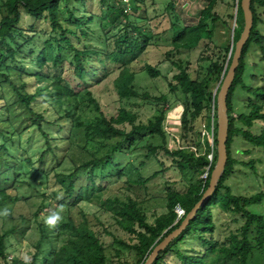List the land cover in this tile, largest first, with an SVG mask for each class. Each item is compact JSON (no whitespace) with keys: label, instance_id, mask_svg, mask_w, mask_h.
<instances>
[{"label":"trees","instance_id":"16d2710c","mask_svg":"<svg viewBox=\"0 0 264 264\" xmlns=\"http://www.w3.org/2000/svg\"><path fill=\"white\" fill-rule=\"evenodd\" d=\"M217 1H207L194 26H180L175 19L176 21L171 24L174 49L190 51L201 43L211 44L212 32L207 30L206 22L217 20L212 13ZM239 1L233 0L236 13L234 18H231L235 22L231 42L222 49L223 54L220 51V56L209 62V72L216 74L220 83L230 64L234 44L243 29ZM84 2L85 0H2L0 77L4 83L12 87L19 103L35 117L32 124L44 144L38 162L42 163L47 157H51L57 162L58 167L62 166L65 157L60 160L56 151L61 146L58 145L59 142L65 143V128L67 131H82L84 138L89 140L94 137L121 139L110 153L72 168L68 173H54V182L59 190L52 195L57 197L60 193L61 203L69 209L81 203H101V193L108 184H102L105 178L101 175L99 176L101 183L96 184L98 179L94 173L96 169L110 167L112 172L109 175L115 178L130 176L129 169L118 166L114 156L121 153L123 144L131 146L130 140L135 134L144 133L151 139L158 137L161 140L158 147L146 146L148 156L153 157L157 152H162L164 156L172 159L175 169L180 173L190 170L197 177L204 176L197 183L189 184L184 192L167 189L164 212L155 217L152 223L148 222L146 214L133 200L108 201L106 209L111 213L115 224L122 232L133 236L132 245L121 241L118 243L134 251L137 258L135 264H144L153 249L179 227L207 189L216 159L215 97L209 92L204 80H198L186 67L173 64L176 74L167 86L170 95L178 91L184 100L181 116L183 128L191 132L190 125L198 120L204 128L207 127L208 130L211 128V132L213 131L212 145L205 139L202 146L198 139L195 146H199L200 149L189 152L180 148L170 150L166 146L163 122L166 109L169 107L168 97L154 99L161 103V107L157 110L158 115L154 120L148 121L145 125H136V116L124 110H120L115 117L105 115L89 88L109 78L116 70L118 76L114 81V87L119 98L151 100L147 94L139 95L133 90L134 74L129 71V66L145 52L149 41L143 29L138 26L137 19L130 16L138 13V5L134 4L131 7L130 14L124 13L122 8L106 5V11L101 16L86 17L82 10L74 6ZM61 4H64L65 16L60 8ZM167 9L173 11V4H168ZM250 11L253 19L252 29L242 49L239 65L226 98L227 160L222 177L212 196L198 209L184 231L158 254L152 264H166L167 256L174 259L177 264H249L255 253L261 254L264 262V217L248 209L250 206L260 204L264 200V193L252 196L239 195L229 184L239 165L251 170L264 184V73L259 70V61L252 62L249 55L252 50L253 52L258 50L264 61V36L257 29L262 21L260 15L264 13V0H250ZM94 21L99 23L96 29L99 32L92 26ZM24 23L27 26L22 29L21 24ZM38 23H44L39 30L36 29ZM65 23L69 26L65 27ZM41 35L45 40L37 46ZM29 49L32 58L28 54H23ZM67 56L70 57L66 62L68 76L62 78L56 72L62 68ZM11 70L22 80L19 88H15L8 78V72ZM143 71L150 78L161 76L156 68L149 65H146ZM27 80L32 85L31 93L26 90ZM239 98L243 100L238 109H234V104H238ZM79 100H86L97 113L92 122H82L81 117L76 115V112L81 110ZM124 124L128 125L127 130L121 128ZM236 139L261 153L263 171L260 175L252 161L240 162L234 158L231 147ZM1 140L4 144L0 146V151L9 157L11 150L7 143L13 140L5 134L1 135ZM243 153L249 154L250 151L246 150ZM25 161L26 167H32L30 159ZM4 163L9 169L8 162ZM18 177L14 171V179ZM140 182L142 181H138ZM10 199L5 190H0V208ZM176 208L183 211L182 217L177 216ZM215 210L236 216L241 221V226L229 237L227 244L218 243L213 238ZM37 216L38 213L34 214L38 239L29 262L18 259L8 262L7 240L15 229L6 231L0 229L2 264H109L97 232L86 220L75 223L68 218L66 224L57 228L48 227L44 218L37 221ZM62 228L66 230L67 237L58 246ZM189 240L198 241L200 248L195 251L194 248H188V251H185L183 246Z\"/></svg>","mask_w":264,"mask_h":264},{"label":"rangeland","instance_id":"374dc122","mask_svg":"<svg viewBox=\"0 0 264 264\" xmlns=\"http://www.w3.org/2000/svg\"><path fill=\"white\" fill-rule=\"evenodd\" d=\"M208 0H130L128 4L129 13L134 4L138 5V13L134 16L148 37V47L145 52L129 66V71L134 74L132 82L133 90L139 95L147 94L151 100L147 101L142 98L121 99L116 93L114 81L118 76L116 70L109 78L90 87L94 100L99 105L105 115L117 116L120 110L131 113L136 116L135 124H147L153 121L158 115L157 110L161 103L154 99L159 97H168V108L166 109L163 122V129L166 133V146L170 150L180 148L186 152L199 150L195 142L203 146L204 140L211 142V128L203 127L201 121H196L190 125L191 132H187L181 123L184 100L177 91L173 95L169 94L168 82L176 69L173 64H180L186 67L193 76L198 80H204L205 84L214 94L220 85V79L216 74L210 73L209 62L211 59H217V56L223 54L222 49L227 47L231 42L232 30L235 28L234 18L236 5L233 0H218L212 9V13L217 17L215 22L207 21V30L212 32L211 44L208 42L199 44L196 48L188 51L184 49H174L172 45L171 24L177 19L180 26H194L198 19L199 13L206 7ZM0 0V14L3 12ZM172 3L174 10L167 9L168 4ZM106 5L116 6L123 9L122 0H85L83 4L74 5L78 10H82L86 17L101 16L106 11ZM64 4L60 5L63 16ZM78 17L80 14L77 15ZM175 17V18H174ZM261 22L258 24V32L264 36V13L260 15ZM27 24H21L25 29ZM44 23H38L36 29L39 30ZM65 27H68L66 23ZM95 31L99 23L94 21L92 24ZM109 34V33H108ZM45 40L40 36L36 45L40 46ZM95 44V43H94ZM249 54L252 62L260 64L259 70L264 73V61L257 52ZM30 49L23 52L29 55ZM31 58L33 55H29ZM229 56V54L227 55ZM66 61L56 74L62 78H67L68 67L67 61L69 56L65 57ZM146 65L156 68L161 76L157 78L148 77L143 69ZM10 82L19 88L21 78L14 71L8 72ZM28 82L27 92H32V85ZM243 98L237 100L234 109H238ZM78 105L81 107L76 115L81 117L82 122H92L97 113L86 100H79ZM34 115L29 113L17 99V95L8 83H4L0 77V146L4 144L1 135L10 136L13 140L8 141L7 147H10L11 154L9 157L3 155L0 151V190H5L11 197L0 208V229H15L7 240L8 262L12 259H18L23 262H29L35 252L34 245L38 239L37 225L34 214L38 213L36 218L40 221L44 218L48 227H62L66 224L68 218L75 223L86 220L89 226L97 232L99 239L104 246L105 256L109 264H135L137 258L134 251L120 245L118 241L125 244H134L133 236L122 232L115 224L110 212L107 211L108 201L118 200L127 202L128 199L138 204L146 214L149 223L154 218L164 212L166 205V191L171 188L178 192H184L189 184L197 183L202 177H197L193 172L187 170L180 173L175 169L171 158L157 152L153 157L147 155L146 146L158 147L161 140L158 137L150 138L144 133L135 134L131 138V146L123 144L120 154H116L115 162L120 167L129 169L130 176L115 178L109 175L112 170L110 167L98 168L94 171L97 175L96 184L102 180L99 176L105 178L103 185L106 189L101 193V203H81L75 208L69 209L60 201L62 195L59 193L54 197L53 192L59 190L58 185L54 182V173H68L72 168L86 163L91 159L100 158L111 152L116 143L120 142L119 137H109L98 139H85L82 131H67L65 128V143L59 142L57 156L60 160L63 157L62 166L58 167L53 158L47 157L42 163L38 162V157L44 149L43 141L35 131L32 124ZM121 128L128 129L124 124ZM200 133V134H199ZM199 136V137H198ZM15 145V146H14ZM250 151L244 154L243 151ZM232 155L240 162L252 161L257 173L260 175L263 171V159L261 153L250 148L240 140H235L231 147ZM30 159L32 167H26L25 160ZM8 162L9 169L4 165ZM15 174L19 177L14 179ZM16 180V182H15ZM129 180V181H128ZM138 181H142L138 183ZM230 186L236 194L243 196H252L257 193H264V184L260 178L255 177L251 170L244 168L242 165L236 167L235 175L230 181ZM249 211L264 217V200L257 205L250 206ZM215 231L213 238L222 244H227L229 237L235 234L241 226V221L236 216L224 214L215 210L213 214ZM67 232L64 228L59 233L58 246L66 239ZM188 248L198 250L200 244L196 240H189L183 249ZM166 264H177L174 259L167 256ZM0 264H2L0 262ZM249 264H264L261 254L255 253Z\"/></svg>","mask_w":264,"mask_h":264},{"label":"water","instance_id":"95a60500","mask_svg":"<svg viewBox=\"0 0 264 264\" xmlns=\"http://www.w3.org/2000/svg\"><path fill=\"white\" fill-rule=\"evenodd\" d=\"M239 8L242 13L243 18V29L239 36V39L234 44V50L230 64L227 68L225 76L222 78L220 85L218 86L216 92L214 93L215 97V123H216V133H215V154L216 159L214 162V167L210 173L207 189L205 190L200 201L195 205L191 212L185 216L181 224L177 229L172 231L167 235L151 252L149 257L146 259L144 264H152L158 254L165 250V248L176 239L186 228L188 222L193 219L195 213L198 209L212 196L214 193L219 180L222 177L227 155H226V141H227V132H228V117H227V108H226V98L229 92V89L234 80L235 71L239 65V59L241 56L242 49L246 44L253 25L252 14L250 11V0H240ZM235 25V22H234ZM233 35V30H232ZM213 142V131L211 132V142ZM211 162V157L209 158Z\"/></svg>","mask_w":264,"mask_h":264},{"label":"built area","instance_id":"2783aa9c","mask_svg":"<svg viewBox=\"0 0 264 264\" xmlns=\"http://www.w3.org/2000/svg\"><path fill=\"white\" fill-rule=\"evenodd\" d=\"M129 1L130 0H122L124 13H128L129 12V8H128ZM175 212L177 213V216L179 218L183 216V211L180 210L179 208H176Z\"/></svg>","mask_w":264,"mask_h":264}]
</instances>
